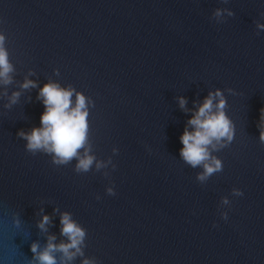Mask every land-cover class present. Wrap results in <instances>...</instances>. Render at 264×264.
Here are the masks:
<instances>
[{
	"label": "water",
	"instance_id": "1",
	"mask_svg": "<svg viewBox=\"0 0 264 264\" xmlns=\"http://www.w3.org/2000/svg\"><path fill=\"white\" fill-rule=\"evenodd\" d=\"M0 35V262L67 243V213L84 237L57 264H264V0H0ZM49 82L90 101L86 171L19 135L40 126ZM217 89L233 137L209 147L221 168L201 180L179 153L192 111L177 97L194 110Z\"/></svg>",
	"mask_w": 264,
	"mask_h": 264
},
{
	"label": "clouds",
	"instance_id": "2",
	"mask_svg": "<svg viewBox=\"0 0 264 264\" xmlns=\"http://www.w3.org/2000/svg\"><path fill=\"white\" fill-rule=\"evenodd\" d=\"M3 41L4 37L0 35V84H7L10 82L9 73L12 68ZM21 87L27 89L36 87V84L26 79ZM73 95L72 88H62L54 82L44 84L38 93V99L44 105V111L40 116V126L32 128L27 133L20 132L19 135L26 141V150L49 153L54 157V163H66L73 157H77V168L86 171L93 163V157L85 155L80 158L77 150L84 146L87 138V104L90 101H87L86 97L79 92H75L73 101ZM18 96L19 93L14 92L10 102L15 103ZM177 103L182 110L192 111L179 137L182 145L179 153L189 165L203 166L204 174L198 176L202 180L206 175L221 168L220 161L210 156L209 147H214V142L219 143L222 139L230 141L233 137L232 123L224 112L225 100L221 91L217 89L209 92L194 110L185 109L186 101L183 97H177ZM258 133L259 139L264 142V106L259 109ZM109 192H111L110 189ZM49 219L48 215H42L37 222V227L41 231H46ZM60 224L61 234L67 237L68 242L55 244L53 243L55 237L49 236L48 242L42 249L37 243H31L29 251L33 254L36 264H57L55 255L57 252L70 260L74 253L69 249H75L77 253L80 251L78 246L84 237L83 230L71 220L67 213L61 214ZM84 264H91V262L85 260Z\"/></svg>",
	"mask_w": 264,
	"mask_h": 264
}]
</instances>
